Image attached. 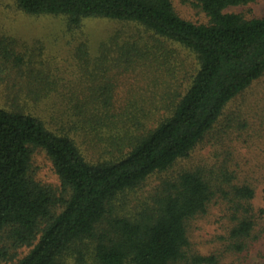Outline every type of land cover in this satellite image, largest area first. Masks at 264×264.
Masks as SVG:
<instances>
[{"label": "trees", "instance_id": "16d2710c", "mask_svg": "<svg viewBox=\"0 0 264 264\" xmlns=\"http://www.w3.org/2000/svg\"><path fill=\"white\" fill-rule=\"evenodd\" d=\"M197 1L208 24L181 18L173 0H19L27 14L68 17L76 27L88 18L139 25L163 44L172 42L193 52L200 68L173 115L147 135L123 134L127 128L119 123L125 120L111 122V89L106 86L102 103H90L78 115L94 143L109 145L100 152L104 163L89 161L70 135L50 131L22 108H0V255H8L2 250L6 245L17 251L38 240L18 264H65L73 253L77 264H84L90 241L98 264H219L218 256L188 253L189 222L205 215L219 194L237 222L230 235L231 251L242 253L260 239L251 184H235L224 166L220 173L208 174L205 168H180L179 163L189 160L223 121L217 134L222 129L231 132L237 112L229 106L264 76V17L247 20L226 12L258 0ZM112 43L104 47L110 62L113 51L128 61L150 54L167 59L161 43ZM116 59L122 62L120 56ZM36 86L39 83L32 81L31 92H37ZM105 129L116 135L102 140L99 133ZM38 149L53 163L61 198L31 175ZM153 179L158 184H149ZM137 191L142 198L134 211L121 213L118 201ZM59 205L63 210L56 214ZM259 231L264 233L263 228Z\"/></svg>", "mask_w": 264, "mask_h": 264}, {"label": "rangeland", "instance_id": "374dc122", "mask_svg": "<svg viewBox=\"0 0 264 264\" xmlns=\"http://www.w3.org/2000/svg\"><path fill=\"white\" fill-rule=\"evenodd\" d=\"M173 4L184 20L197 25L209 23L197 0H173ZM226 12L247 20L263 18L264 0L232 7ZM114 39L120 44L149 42L152 47L161 43L159 47L167 59L150 54L147 59L145 55L128 61L121 51V55L113 51L110 62L104 55V47L113 45ZM119 56L122 62L115 63ZM199 68L193 52L172 42L163 44L160 37L139 25L88 18L76 27L68 17L30 15L20 8L19 0H0V108L20 107L26 114L41 119L50 131L70 135L93 163L105 162L100 152L107 151L109 145L94 143L78 115L86 112L88 104L102 103V90L106 86L111 89L112 107L108 109L111 122L114 118L117 122L125 120L119 123L127 128L123 134L131 131L135 135H147L173 115ZM32 81L39 83L36 93L31 92ZM228 110L237 112L231 132L222 129L217 134L223 121L189 160L179 163L180 168L201 167L212 174L220 173L224 166L234 175L235 184H251L256 192L252 206L261 230L264 229V213H261L264 211V76ZM108 134L110 137L116 132L105 129L99 133L104 141ZM31 175L62 197L61 181L42 149L33 154ZM149 184L154 186L158 182L153 179ZM141 198L139 191L125 195L118 201V207H122L119 211H134ZM222 198L219 194L205 215L189 222V255L218 256L219 264H264V233L259 230L260 239L244 252L231 251L230 235L237 222ZM62 210L61 205L54 207L56 214ZM38 242L17 251L6 245L2 250L8 255L5 258L0 255V264H18ZM87 251L84 250V264H98L90 241ZM64 263L77 264V256L70 254Z\"/></svg>", "mask_w": 264, "mask_h": 264}]
</instances>
